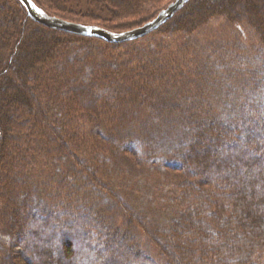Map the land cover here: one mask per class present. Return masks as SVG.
Instances as JSON below:
<instances>
[{"label":"trees","instance_id":"trees-1","mask_svg":"<svg viewBox=\"0 0 264 264\" xmlns=\"http://www.w3.org/2000/svg\"><path fill=\"white\" fill-rule=\"evenodd\" d=\"M33 1L51 16L122 33L154 20L175 0ZM9 2L0 3V12L5 9L0 14V228H18L28 252L19 262L162 264L143 250L140 227L150 231L164 264H264L263 118L243 102L234 106L238 116L224 122L214 118V109H186L185 95L209 79L206 66L189 70V63L206 51L182 50L190 60L178 69L171 44L175 34L193 36L223 18L250 28L264 47V0H191L157 31L123 44L47 28L29 17L19 0ZM159 37L154 48H137L124 58L118 53ZM93 41L100 44L96 51L88 48L82 61L70 59L79 45ZM97 49L100 67L92 65V73L79 80ZM80 63L83 67H75ZM240 77L241 72L226 71L227 82ZM164 127L182 128L186 136L184 149L172 152L182 198L163 227L146 221L102 183L100 150L107 140L119 142L122 151L137 141L147 147H140L145 154H165L150 151L153 140L143 134ZM223 148L212 161V151ZM62 157L77 170L62 168ZM36 171L46 173L36 177ZM38 177H46L45 185ZM87 191L107 193L124 208V226L107 223L100 211L90 214L93 206L82 201ZM44 197L57 202L35 220L34 201ZM80 250L86 252L81 259Z\"/></svg>","mask_w":264,"mask_h":264},{"label":"rangeland","instance_id":"rangeland-1","mask_svg":"<svg viewBox=\"0 0 264 264\" xmlns=\"http://www.w3.org/2000/svg\"><path fill=\"white\" fill-rule=\"evenodd\" d=\"M0 3H6L8 6L10 4L9 0H0ZM4 10L2 12H5ZM4 15L6 16V13ZM2 16L0 15V22ZM5 23H8V19L5 20ZM161 41L162 37L158 39L151 38L149 41L137 45V47L125 48L118 53L124 58L125 55H134V51H137V48H154ZM90 44L85 47L79 45V49L71 55L70 59L75 62L82 61L85 58V52L90 51L89 49L96 51L95 48L100 46L96 41ZM171 44L174 45L172 49L174 54L181 62L177 66L178 69L189 59L190 51L195 53L198 50L201 51L200 48L202 47L207 53L204 52L205 58L202 53L199 56V60L196 57L197 55H195L192 62L188 61L191 62L188 66L189 70L195 66L197 69L198 67L202 68V66H206L205 72H208L206 74L209 76V79L207 83H204L206 80L203 81L202 84H205L204 86H201L202 84L200 86L197 85L192 90L191 95H185L184 103L187 105L186 109L191 112L195 110L197 113H199V108L200 111L208 108L214 109L218 113L214 118L224 122L229 117L238 116L239 111H236L234 106L238 102H243V104H249V109H253L252 112L254 111L253 114L261 116L259 119L263 118L264 120V47L260 43L259 37L250 28L239 24H231L223 18H216L196 35L175 34L171 38ZM182 50L189 51V53L187 52L184 55ZM97 52L93 54L96 56L94 61L89 62L85 67L81 63L79 65L75 64V67L81 66L87 72L85 75H77L79 80L88 77L92 73V68H94L92 65L100 67V57L102 55H99L100 49H97ZM226 71L241 72V77L235 80L232 78L227 82ZM189 80L195 82V79L191 78ZM256 87H262L263 90L255 89ZM263 120L259 121L263 124L262 131L264 132ZM128 121H131V119H128ZM117 127L118 129L121 128ZM128 127L129 125L127 124V129L131 131L132 129ZM143 134L151 141L153 140V146L151 145L150 151L163 150L167 153L149 154L147 152L145 154L143 152L144 149L140 148L141 142L138 144L137 141L128 142L125 146L123 145L124 151L119 149L120 143L116 142V140L102 142L104 150H100V155L102 156V160L105 161L104 165L100 167V173L103 179H105L102 183L114 189L118 198L123 203L131 206L133 210L138 211L146 221L148 220L152 224L154 222L164 227L168 225L166 223L168 217L171 215L175 217L180 198H182L181 191L175 185L176 176L172 168H174V161L177 160V157L172 152H181L184 149L186 131L182 128L173 129L171 127H164L162 130L156 129L152 134L148 131H143ZM130 146L133 148V152L129 149ZM142 146L147 151V147ZM168 151H171V153H168ZM224 152L225 148H223V151H220V149L212 151V161H215L217 155ZM58 164L64 169L77 170L74 163L66 157H62ZM46 171H36L34 175L36 177L44 176ZM38 181L39 185H45L47 179L46 177H42ZM54 185L59 186L55 183ZM43 188L44 186H42ZM51 191L55 192L54 188ZM36 192L40 196L41 189L37 187ZM106 194L102 195L98 193L93 195L92 192L87 191L85 197L82 199L83 204L88 205V207L93 206L89 209L90 214L100 211L99 214L107 223L114 226H124L127 212L118 203L113 201L111 197H108V194L106 196ZM65 198L68 200L67 197ZM56 199L55 197L52 200L48 197H44L43 200L35 199L32 208L35 220H37L38 216L43 215V212L50 213L52 207H54L53 203L57 202ZM1 209L0 207V212ZM20 218L23 222V216ZM26 225L29 224L26 223ZM138 228L140 230L136 229V232L143 250L153 259L164 264L159 250L152 244L151 240L149 241L150 231L149 235H147L140 227ZM17 229L0 228V264H12L14 260L17 261V264H22L19 261L23 258L22 256L28 254L27 245L21 242ZM151 230L153 229L151 228ZM85 254V251L80 250V259ZM54 255H57V253H54Z\"/></svg>","mask_w":264,"mask_h":264},{"label":"water","instance_id":"water-1","mask_svg":"<svg viewBox=\"0 0 264 264\" xmlns=\"http://www.w3.org/2000/svg\"><path fill=\"white\" fill-rule=\"evenodd\" d=\"M27 10L29 17L37 24L57 31L87 38H97L110 44H123L144 38L160 29L181 11L191 0H175L152 21L134 30L115 33L92 25H83L51 16L33 0H19Z\"/></svg>","mask_w":264,"mask_h":264}]
</instances>
